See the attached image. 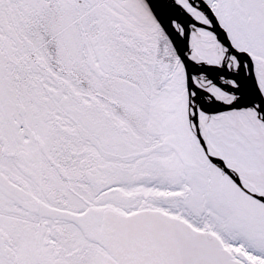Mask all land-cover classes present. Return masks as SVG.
<instances>
[{"label":"snow or ice","instance_id":"obj_1","mask_svg":"<svg viewBox=\"0 0 264 264\" xmlns=\"http://www.w3.org/2000/svg\"><path fill=\"white\" fill-rule=\"evenodd\" d=\"M0 264H264V0H0Z\"/></svg>","mask_w":264,"mask_h":264}]
</instances>
